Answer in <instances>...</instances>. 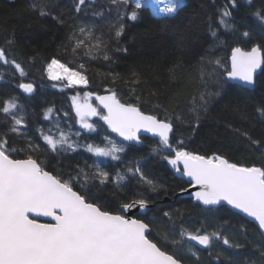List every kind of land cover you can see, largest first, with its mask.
I'll list each match as a JSON object with an SVG mask.
<instances>
[{
    "label": "trees",
    "instance_id": "trees-1",
    "mask_svg": "<svg viewBox=\"0 0 264 264\" xmlns=\"http://www.w3.org/2000/svg\"><path fill=\"white\" fill-rule=\"evenodd\" d=\"M78 3L0 0V49L9 60L0 61V109L9 100L17 105L8 114L0 111V140L7 141L10 156H31L113 214L138 199L153 205L136 218L149 226L148 238L182 264H264V238L254 224L224 206L205 209L191 199L174 198L188 187L165 159L174 152L146 137L140 147L128 145L98 117L92 120L95 131L88 132L79 126L72 101L90 92L96 105V96L114 91L123 104L170 122L173 148L264 167V114L258 111L264 109V64L253 90L227 80L233 48L259 46L264 53V0H235V6L232 0H185L173 16L156 17L145 8L135 21L128 18L132 8L123 3L85 0L77 11ZM41 8L46 15H40ZM225 9L230 16H223ZM78 39L84 44L74 51ZM52 59L82 73L87 86L65 87L64 80L49 79ZM22 83L34 86L29 97L22 95ZM14 116L24 120L17 132L11 131ZM61 132L75 150L58 145L53 151L42 135L59 139ZM109 140L124 147L120 159L86 150L88 144L106 147ZM98 170L108 173L105 183ZM141 173L155 190L140 180ZM188 232L220 238L212 237L200 250L186 240Z\"/></svg>",
    "mask_w": 264,
    "mask_h": 264
},
{
    "label": "snow or ice",
    "instance_id": "snow-or-ice-1",
    "mask_svg": "<svg viewBox=\"0 0 264 264\" xmlns=\"http://www.w3.org/2000/svg\"><path fill=\"white\" fill-rule=\"evenodd\" d=\"M112 2L128 4L130 0ZM84 3L85 0H79L77 11ZM232 3L235 6V0ZM155 6L165 15L174 14L178 8L177 0H155ZM144 7L141 0H135L128 18L135 21ZM40 15H46L43 8L40 9ZM230 15L225 9L223 16ZM220 23L226 22L221 19ZM80 32L85 33V29L81 28ZM122 32L121 26L115 33L116 37ZM91 35V32L87 33L88 37ZM244 35L247 36L248 33L245 32ZM83 44L84 40H76L73 50ZM95 47L98 48L99 43ZM104 59H108V56L105 55ZM0 61L9 63L3 49H0ZM11 63L21 76L25 74L20 64L14 60ZM262 64L264 53L259 46L252 47L250 51L235 47L232 49L231 68L227 71V76L231 80L253 85L254 73ZM80 67L83 68L84 65L81 64ZM47 72L49 79L67 81L65 87L88 83L82 73L56 59H52ZM20 88L28 93L33 91L31 84L22 83ZM91 98L90 92L85 93L82 100L78 96L72 97L73 108L84 129L95 131L89 118L98 117L125 141L138 142L141 130L152 133L159 137L160 145L175 153L174 158L165 156L168 163L177 171L181 170L182 165L183 175L189 177L194 187L199 186L200 190L195 192L198 201L210 206L224 201L254 218L260 228L264 229V167L238 166L221 156L209 158L173 148L169 142V133L172 131L170 122L144 114L135 104L121 103L114 91L108 96H96L99 101L97 106L90 103ZM16 106L14 100L5 101V106L0 111L8 114ZM258 111L264 114V109ZM13 119L15 126L11 131L17 132L16 126L23 127L24 120L23 117L15 116ZM42 135L53 151L57 149V145H67V148L75 150L64 132L60 133L59 139ZM6 145V140H0V264H180L178 259L161 250L157 243L148 238L146 233L149 226L146 223L128 219L122 214H113L96 203L89 202L84 194L73 190L69 181L50 174L31 156L27 159L12 158ZM86 150L96 156L118 160L120 157L117 154L123 152L124 147L109 140L106 147L88 144ZM139 171L137 168L136 172ZM96 175L101 177V183L108 179V173L102 170H98ZM117 179L123 180V177L118 176ZM140 180L153 186L155 190L153 181L142 173ZM145 203L143 199H138L125 203L122 208L127 211L137 204L143 208ZM35 217H49L54 223H41ZM184 234L181 233L182 236ZM212 237L220 238L218 233H187L189 240L205 247L209 246ZM223 243L229 245L228 239L225 238Z\"/></svg>",
    "mask_w": 264,
    "mask_h": 264
},
{
    "label": "water",
    "instance_id": "water-1",
    "mask_svg": "<svg viewBox=\"0 0 264 264\" xmlns=\"http://www.w3.org/2000/svg\"><path fill=\"white\" fill-rule=\"evenodd\" d=\"M232 54V52H231ZM229 63H230V68H231V56H230V60H229ZM262 68H263V64L261 65V67L259 69H257V71L254 73V80H256V77L261 73L262 71ZM227 80L230 84H233V85H239V86H242L248 90H253L254 87H255V83L253 85H247L245 83H243L242 81H238V80H231L228 78L227 76ZM33 91H34V86H33ZM28 93V92H25L22 88H21V93L24 97H29L32 93ZM112 93H109V92H105L103 93L102 95L100 96H108V95H111ZM95 103L96 105L99 104V101H97L95 99ZM122 103V102H121ZM104 123V122H103ZM106 125V124H105ZM107 126V125H106ZM108 127V126H107ZM117 137H119L116 133H114ZM172 135H173V126H172V131L169 133V142L172 138ZM138 136H139V141H125L123 140V138L119 137L121 140H123L126 144L128 145H134L136 147H140L142 145V138L143 137H146V138H150V139H153V140H158L159 141V137H156L154 136L152 133H148V132H144L143 130H141L140 133H138ZM187 151V150H185ZM175 156V153H173V157L174 158ZM210 158V157H209ZM170 167H171V170L174 172V175L177 177V178H180L182 180H184L187 184H188V187L184 190V191H181L179 192L177 195H175V199L177 198H181V199H191L193 200L195 203H198L200 206H202L203 208L205 209H209V208H218V207H221V206H224V207H227L228 209H230L231 211H233L234 213L242 216L243 218H245L246 220H248L250 223L254 224L255 227L258 229V231L260 232V234L262 235V237L264 238V229L260 228L258 222L252 218V217H249L247 214L241 212L240 210L238 209H234L231 205H228L226 202L222 201L220 204L218 205H215V206H210V205H204L202 202L198 201L196 198H195V192L196 191H199V186H193L192 185V182L190 181L189 177L183 175V166L180 165V171H177L175 168H173V166L170 164ZM51 174V173H50ZM165 201H169V199H166ZM153 208V205H149L147 203H145V206L143 208L140 207L139 204L135 205L133 208L125 211L123 210V208L121 207L120 210L122 212V215H124L126 218L128 219H137L136 217L137 216H144L146 215L151 209ZM30 218L31 217V214H30ZM35 219L38 220V222H41V223H45V222H49V223H54V221L51 220V218L49 217H35ZM139 220V219H137ZM141 221V220H140ZM144 223V222H143ZM151 230L149 228V231L146 233V235L148 236L150 234ZM186 240L192 244L194 247L200 249V250H205L206 248H208L209 246L205 247L203 245H200L198 242L196 241H191L189 240L188 238H186ZM182 264V263H180Z\"/></svg>",
    "mask_w": 264,
    "mask_h": 264
},
{
    "label": "rangeland",
    "instance_id": "rangeland-1",
    "mask_svg": "<svg viewBox=\"0 0 264 264\" xmlns=\"http://www.w3.org/2000/svg\"><path fill=\"white\" fill-rule=\"evenodd\" d=\"M141 2L145 5V7L144 8H142V9H145V8H148V9H150V11H151V13L153 14V16H156V17H163V16H173L174 14H171V15H165V14H163V13H160L159 11H158V9L156 8V6H155V0H141ZM185 2V0H177V4H178V8L180 7V6H182L183 5V3ZM134 4H135V0H130V2L128 3V4H126L128 7H131L132 9L130 10V12H129V14L128 15H130V13H131V11L133 10V8H134ZM163 5H161V7H162ZM178 8H177V10H178ZM141 9V10H142ZM140 10V11H141ZM139 15V14H138ZM129 17V16H128ZM138 18V17H137ZM131 20V19H130ZM133 21V20H132ZM57 71H59V70H57ZM56 81H60V80H56ZM65 82H67V81H65ZM76 86H87V85H84V84H78V85H76ZM79 98H81V100L83 99V97H79ZM94 96H92V98H91V100H90V103H92L93 104V106H96V105H94V103H93V100H94ZM94 118H96V117H90L89 118V122L90 123H92V120L94 119ZM79 121V120H78ZM79 126L82 128V129H84L81 125H80V123H79ZM84 130H86V131H88V132H93V131H90V130H87V129H84ZM58 146V145H57ZM91 153V152H90ZM93 154V153H92Z\"/></svg>",
    "mask_w": 264,
    "mask_h": 264
}]
</instances>
